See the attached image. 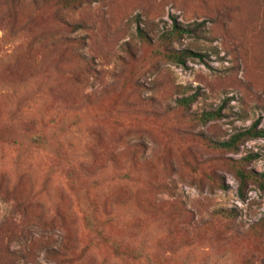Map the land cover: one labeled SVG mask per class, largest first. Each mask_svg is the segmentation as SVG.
I'll return each instance as SVG.
<instances>
[{
	"label": "rangeland",
	"instance_id": "1",
	"mask_svg": "<svg viewBox=\"0 0 264 264\" xmlns=\"http://www.w3.org/2000/svg\"><path fill=\"white\" fill-rule=\"evenodd\" d=\"M173 21L201 24L182 66L153 56ZM255 122L264 0H0V264H264V192L233 171L264 172V139L209 144Z\"/></svg>",
	"mask_w": 264,
	"mask_h": 264
},
{
	"label": "trees",
	"instance_id": "2",
	"mask_svg": "<svg viewBox=\"0 0 264 264\" xmlns=\"http://www.w3.org/2000/svg\"><path fill=\"white\" fill-rule=\"evenodd\" d=\"M91 1L92 0H54L55 5L62 9H74L81 4L88 3ZM200 27L201 24H194L193 26H188L187 28H184L180 26V24H177L176 21H173L171 29L167 32L162 33L158 37L157 47L153 52V56L180 66L184 65L186 60L197 57L189 50L172 49L171 44L184 36H195L198 33ZM137 36L142 41L147 40V36L143 31L138 30ZM195 100L196 95H192L186 98L178 99L176 101V105L181 109L188 110ZM220 118V111L203 112L200 115L194 116V120L201 125H206L209 122L216 121ZM258 139H264V130L258 128V122H255L250 126V128L235 133L234 135L229 137L225 142H209V144L212 148L217 150L236 151L241 143ZM253 158L254 156H247L242 160V163L250 162ZM233 171L238 182V194L240 199L243 200L244 190L246 189L247 184L249 182L255 184L260 191L264 192V172H246L242 169L241 165L235 166L233 168ZM219 213L227 216L231 212L220 211ZM91 226V221H89V227ZM45 255L58 264L72 263L70 260L65 259L64 256H62V254H60V252L56 250H47L45 252ZM8 256L9 257H7L6 259L7 264H13L16 261H21L25 264H28L30 263V261H32V258L34 257L32 252L27 249H21L19 251L17 250L11 253L8 252Z\"/></svg>",
	"mask_w": 264,
	"mask_h": 264
}]
</instances>
